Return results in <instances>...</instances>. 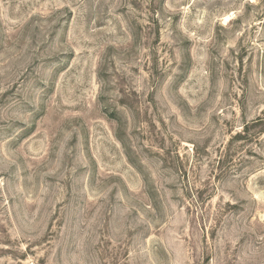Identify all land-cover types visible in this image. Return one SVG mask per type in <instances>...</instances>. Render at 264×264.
I'll use <instances>...</instances> for the list:
<instances>
[{"label": "rangeland", "instance_id": "374dc122", "mask_svg": "<svg viewBox=\"0 0 264 264\" xmlns=\"http://www.w3.org/2000/svg\"><path fill=\"white\" fill-rule=\"evenodd\" d=\"M0 264H264V0H0Z\"/></svg>", "mask_w": 264, "mask_h": 264}]
</instances>
